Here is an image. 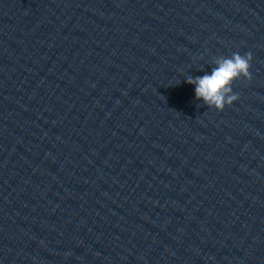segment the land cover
<instances>
[{
	"label": "clouds",
	"instance_id": "9594fccd",
	"mask_svg": "<svg viewBox=\"0 0 264 264\" xmlns=\"http://www.w3.org/2000/svg\"><path fill=\"white\" fill-rule=\"evenodd\" d=\"M251 61V52L244 55L233 52L230 57H216L212 61L214 66L211 74L188 76L186 83L194 85L197 100H202L208 107L223 111L226 105L231 106L238 99V95L233 93V82L241 77L252 79Z\"/></svg>",
	"mask_w": 264,
	"mask_h": 264
}]
</instances>
